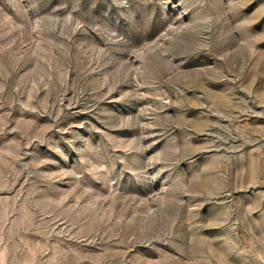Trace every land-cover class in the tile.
I'll use <instances>...</instances> for the list:
<instances>
[{
  "label": "rangeland",
  "instance_id": "rangeland-1",
  "mask_svg": "<svg viewBox=\"0 0 264 264\" xmlns=\"http://www.w3.org/2000/svg\"><path fill=\"white\" fill-rule=\"evenodd\" d=\"M0 264H264V0H0Z\"/></svg>",
  "mask_w": 264,
  "mask_h": 264
}]
</instances>
